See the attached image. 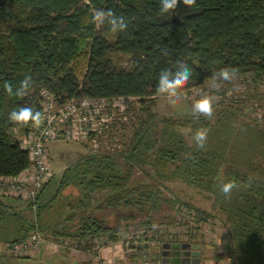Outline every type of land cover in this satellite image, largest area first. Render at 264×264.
Listing matches in <instances>:
<instances>
[{
    "label": "trees",
    "instance_id": "1",
    "mask_svg": "<svg viewBox=\"0 0 264 264\" xmlns=\"http://www.w3.org/2000/svg\"><path fill=\"white\" fill-rule=\"evenodd\" d=\"M96 8L124 16L127 30L113 34L107 26L97 28L91 23ZM121 55L131 57L130 66L116 62ZM177 61L193 68L184 92L223 67L264 82V0H197L192 8L181 0L168 14L160 11L159 0H0V177H17L30 168V152L16 133L28 135L36 126L17 125L8 117L20 106L42 113L44 89L58 106L82 97L138 98L147 115L137 117L130 147L118 155L126 160L123 170L117 155L89 153L67 166L55 191L42 198L51 180L46 184L35 202L37 226L26 212L32 203L21 211L0 196V241L10 246L37 227L47 238L79 241L78 248L100 237L116 242L121 225L98 213L132 206L144 216L140 224H166L151 214L164 205L176 204L177 210L178 200L163 197L161 187L181 181L208 193L223 215L231 230L233 264H264V120L250 115L253 105L236 101L218 103L211 118H166L159 128L147 105L160 97L161 70H175ZM27 75L36 82L29 95L8 96L4 83L15 89ZM199 128L208 130L204 149L193 140ZM138 166L153 168L155 182L131 185ZM229 181L239 187L226 198L220 185ZM181 208L185 218L211 220L210 213L189 203Z\"/></svg>",
    "mask_w": 264,
    "mask_h": 264
},
{
    "label": "rangeland",
    "instance_id": "2",
    "mask_svg": "<svg viewBox=\"0 0 264 264\" xmlns=\"http://www.w3.org/2000/svg\"><path fill=\"white\" fill-rule=\"evenodd\" d=\"M88 2V1H87ZM118 64L123 67H128L131 64V57L127 55L116 56L114 58ZM84 67H80V75L82 77L84 73ZM222 86L219 92H215L211 89H205L210 94L218 96V102L214 105L215 110L217 109L218 103L228 104L230 102L247 101L248 107L252 108L250 114L253 118L264 120V82L253 74L238 75L237 78L231 82H221ZM199 87L192 88L189 91L184 92L181 100L175 105H170L164 97H157L149 101L150 111L153 112L154 120L156 124L161 128V121L166 118L175 120H184L192 117L193 102L199 98L200 89ZM43 101V100H42ZM140 99L129 97L126 98L124 105V112L118 113L113 119L111 118L104 123L102 126L101 134L93 135L90 140H71L62 142H50L47 145V151L49 154V160L52 166V178L51 183L45 190V198L50 196L56 189L62 174L67 166L79 160L80 158L90 154H107L111 153L117 155L115 161L123 170L126 160L118 156L125 153L127 148L130 147L131 138L134 133V129L137 126V117H146V113L141 112ZM153 102V103H152ZM251 105H253L251 107ZM43 107V102H42ZM247 107V108H248ZM248 110V109H247ZM215 114V113H214ZM112 122V123H111ZM187 135V140L190 143L191 137L188 136L189 130L183 129ZM19 138L20 144L22 141L26 147H29L30 139L32 138V132L30 134H19L16 133ZM93 142L97 143V147H93ZM22 145V144H21ZM154 169L150 167H136L133 171V175L130 181L131 185L137 184H150L155 182ZM163 197L169 199H177L178 205L176 210V204L173 208H169L168 205H164L163 211L160 213H150L157 221H163L166 224H155L146 226L140 224L144 216L141 215L134 207H121L118 210H109L102 213H98L101 217H105L112 224H120V239L116 242L108 238H97L86 244L82 243L80 248L82 251L85 250L86 255L88 251H100L108 247H113V252L117 253L112 264H192V263H174L171 260L170 248L169 254L164 255L166 249L163 248L164 244H191L192 248L195 246L198 251L201 252V263L200 264H233V257L230 253L231 248V230L229 225L226 223L222 214H220L213 207V202L208 193L201 191L197 188L190 187L181 181L167 182L161 187ZM106 192L100 195L99 201L102 200ZM210 197V198H209ZM24 199H12L6 198L8 203H21ZM98 201V202H99ZM96 202L95 204H98ZM180 202V203H179ZM182 202L189 203L195 209L203 210L211 214V220L198 221V218L191 214L185 218L183 210L181 208ZM28 204V201H24ZM29 215L32 217L33 213L31 210ZM176 211V212H175ZM181 211V212H180ZM177 212L182 219L179 221L176 217ZM176 213V215H175ZM149 214V215H150ZM171 214V220H166L164 217ZM184 222L185 225H175V223ZM129 224V227L125 228L124 225ZM155 226V227H154ZM49 239L52 243V238ZM65 240V241H64ZM61 243L68 241L69 245L72 246L73 251L79 243V241L62 239ZM126 241H130L126 243ZM49 243V244H50ZM117 244V246H115ZM102 247V248H100ZM107 247V248H108ZM117 247V248H116ZM67 249V248H66ZM133 249V250H131ZM131 250V251H130ZM197 251V250H196ZM9 253L5 260H0V263L4 264H39L37 259H18L14 257V253L7 250ZM107 259V258H106ZM109 260V258L107 259ZM48 263V262H47Z\"/></svg>",
    "mask_w": 264,
    "mask_h": 264
},
{
    "label": "built area",
    "instance_id": "3",
    "mask_svg": "<svg viewBox=\"0 0 264 264\" xmlns=\"http://www.w3.org/2000/svg\"><path fill=\"white\" fill-rule=\"evenodd\" d=\"M43 100V123L32 131L29 147L22 141V147L30 152L31 166L17 177H0V196L22 198L32 203V210L36 214V200L43 188L52 178V166L49 160L47 145L50 142H62L71 140H90L93 135L101 134L102 126L110 118V121L118 113L124 112L125 96L120 97H82L71 99L62 106H58L54 96L46 89L41 91ZM123 103V105H122ZM111 122V123H112ZM28 144V143H27ZM93 147L97 143L93 142ZM35 225L37 221L35 218ZM49 241L36 229L23 241L8 246V250L15 256H30L38 251ZM130 241H126L129 243ZM53 247H70L66 243H50ZM76 248L77 245H75ZM102 248V247H100ZM133 250V249H131ZM130 250V251H131ZM95 253V250H94ZM99 264H112L110 260L102 256H95Z\"/></svg>",
    "mask_w": 264,
    "mask_h": 264
},
{
    "label": "clouds",
    "instance_id": "4",
    "mask_svg": "<svg viewBox=\"0 0 264 264\" xmlns=\"http://www.w3.org/2000/svg\"><path fill=\"white\" fill-rule=\"evenodd\" d=\"M181 0H159L160 11L168 14L173 13L178 9ZM197 3V0H182L183 6L192 8ZM91 23L97 28L107 26L113 34L125 32L128 28V22L122 15H117L111 9L96 8L91 14ZM166 55L167 53L164 52ZM238 69L235 67H223L212 73L211 77L206 78L203 82V87L200 89V96L192 104V112L199 119L200 116L211 118L214 116V105L218 102V96L210 94L205 89H211L219 92L221 82H233L238 76ZM193 75V68L186 61H177L175 70L166 68L161 70L158 76L156 86V94L164 97L170 105L178 103L184 95L185 86L189 83ZM35 80L31 75L25 76L19 83V86L14 89L13 85L5 82L3 87L8 96L25 97L35 87ZM9 120L17 125L40 126L43 123L42 113L39 110H34L30 106H20L18 109L9 113ZM208 139V130L199 128L193 135V140L198 149H204ZM239 186L234 181L222 183L220 191L226 198L231 197L233 189ZM155 227V226H154Z\"/></svg>",
    "mask_w": 264,
    "mask_h": 264
},
{
    "label": "crops",
    "instance_id": "5",
    "mask_svg": "<svg viewBox=\"0 0 264 264\" xmlns=\"http://www.w3.org/2000/svg\"><path fill=\"white\" fill-rule=\"evenodd\" d=\"M42 198H45V191L42 194ZM24 201L25 200L21 201V203H18V204H15V203H10V204L15 209L25 211L27 204L24 203ZM31 211L33 213V216L31 218L33 219V222H35L36 214L33 212L32 209ZM26 212L29 213V211H26ZM47 241H49V239H47ZM52 242L61 243L58 240H53ZM49 243L50 241L30 256H26V257L20 256L19 257V256L14 255V257L18 259H37L39 260V264H99L96 261L95 256L99 255L107 259L109 258V260L112 263H114L115 258H117L116 256L118 253V252H113L115 251L113 250V247H108L106 245V247L101 249L99 252L95 251L94 253V251L90 250L85 255L84 254L85 250L82 251L79 248H75L73 251H71L72 248L65 249L64 247H61V248L57 246L53 247ZM115 246H117V244ZM7 250H8V245L0 241V260H5L7 256H9L8 255L9 253L7 252ZM0 264H4V263H0Z\"/></svg>",
    "mask_w": 264,
    "mask_h": 264
},
{
    "label": "water",
    "instance_id": "6",
    "mask_svg": "<svg viewBox=\"0 0 264 264\" xmlns=\"http://www.w3.org/2000/svg\"><path fill=\"white\" fill-rule=\"evenodd\" d=\"M163 248L166 249L164 251V255H167L169 254V249L170 248H173V249H183V250H190L192 248V245L187 243V244H170V243H167V244H164L163 245ZM178 253V252H177ZM189 255H191L193 257V259H190L189 258ZM200 255H201V252L200 251H193L192 253L190 252H187V257L183 258V259H177V260H172V262L174 263H192V264H200L201 263V259H200Z\"/></svg>",
    "mask_w": 264,
    "mask_h": 264
},
{
    "label": "flooded vegetation",
    "instance_id": "7",
    "mask_svg": "<svg viewBox=\"0 0 264 264\" xmlns=\"http://www.w3.org/2000/svg\"><path fill=\"white\" fill-rule=\"evenodd\" d=\"M196 250H198V249L195 246L193 248H191L190 250L189 249L188 250L171 249V252H173V253L170 254V257H171V260L183 259V258L187 257V252L192 253L193 251H196ZM200 257H201V255H200ZM189 258L193 259V257L191 255H189Z\"/></svg>",
    "mask_w": 264,
    "mask_h": 264
}]
</instances>
